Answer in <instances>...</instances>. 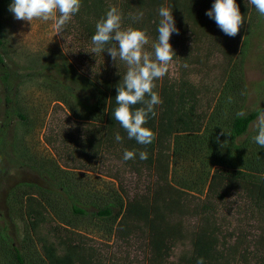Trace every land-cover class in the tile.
Masks as SVG:
<instances>
[{"label":"rangeland","instance_id":"obj_1","mask_svg":"<svg viewBox=\"0 0 264 264\" xmlns=\"http://www.w3.org/2000/svg\"><path fill=\"white\" fill-rule=\"evenodd\" d=\"M125 1L100 0L98 8L104 16L109 6H116L122 27L134 28L136 21L126 19ZM84 2L89 0H81L80 11L62 34H55L52 21L16 20L8 10L11 0H0V264H15L11 244L24 264H60L65 259L70 264H147L145 224L131 225L123 239L117 236L116 222L97 211L111 204L118 212L119 199L123 204L146 201L154 186L162 184L163 174L140 162L130 168L116 141L115 147L108 145L107 131L84 120L88 110L64 90L79 75L97 80L123 77L127 70L106 51L92 53L91 39L79 26L85 21ZM242 2L248 12L243 31L235 37L214 26L205 15L208 9L199 6L174 18L179 34L173 33L169 43L175 55L167 74L155 81L158 87L169 82L177 89L186 84L192 93L183 108L198 123L192 126L200 127L198 134L180 132L172 138L169 182L192 198L163 212L172 231L164 264L191 258L193 233L204 224L215 230L219 264H264V199L252 205L243 187L247 178H226L217 194L206 195L216 168L260 169L264 175V148L252 142L258 116L248 135L237 139L225 133L226 117L221 124L210 120L220 93H228L235 82L237 93L230 96L242 112L264 110V17L250 0ZM96 16L95 24L102 17ZM154 17L159 24L158 13ZM135 29L145 31V50L151 52L157 40L154 30L141 22ZM3 74L9 90L2 84ZM85 93L78 91L82 97ZM240 144L243 151L237 149ZM253 155L261 156L260 168L246 163ZM72 206L84 214L74 213Z\"/></svg>","mask_w":264,"mask_h":264},{"label":"trees","instance_id":"obj_2","mask_svg":"<svg viewBox=\"0 0 264 264\" xmlns=\"http://www.w3.org/2000/svg\"><path fill=\"white\" fill-rule=\"evenodd\" d=\"M213 0H126L124 2V9L126 10V19L130 22V18L133 17L137 12L143 11V18L139 21H136V27L141 25L151 26L154 30V35L158 37L157 19L154 17L158 13L160 7H167L172 10V15L174 18H180L183 11L187 7H196L199 6L202 9H210L212 6ZM236 3L239 7L241 15L246 18L248 9L247 5H244L242 0H236ZM101 5L100 0H89V2L83 3V8L85 11L81 15V18L84 22H79L86 35L90 37L95 32V22L94 19L98 18L96 15L100 14L103 16L102 11L98 8ZM136 8V11H132L133 7ZM130 11V13H129ZM91 17V18H89ZM138 22V24H137ZM214 26L215 21L212 19ZM244 26V25H243ZM239 30V34L243 31L242 28ZM134 27V28H136ZM216 31V30H214ZM2 42L0 41V47ZM2 64V59L0 57V65ZM75 75L76 74L75 72ZM77 80L74 82L75 85L66 86L68 95H71L73 98L77 99L85 108L88 110L89 114L87 119L93 123L99 124L103 127V130L107 131V140L106 143L110 146L115 147L114 143L116 141L115 137L117 134L121 136V141L117 142V145L122 152L118 156L123 160V152L125 149L134 151L136 153L135 159L126 161L130 168L136 166V162H140L146 165L148 170L159 174L162 177V184L155 185L154 188L150 191L149 198L144 201H129V202H120L119 199V209L118 212H114V207L111 204H108L104 208L97 211V215L102 218H110L112 221L116 222L117 236L123 237L128 232V229L131 225L136 222L142 221L147 229L146 233V262L147 264H164L165 257L170 248L169 242L166 241L171 237L172 231L168 226L166 221V216L163 212H172L176 209L179 204V201L182 199L185 200V197L188 196L181 188L174 187L169 182L168 170L170 164V147L172 143L173 136L181 133H200V127H193L192 125L198 124L197 122H192L191 112H185L183 108V102L187 95H190L192 92L188 87H185V83L182 82L181 86L177 89L175 85L168 83H160L161 87L154 88V91L160 96L162 103L155 106L156 115L154 117L150 116L147 123L144 125L155 133V140L149 145H140L134 139H129L127 137L126 131L121 127V125L114 119L113 110L117 106L115 102L116 95V86L119 83H122L123 77H100L97 80H91L82 75L76 76ZM233 80V79H232ZM2 84L5 86L6 90H9V80L6 74H3ZM236 82L227 90L228 93H224L223 90L220 93L221 97L218 99L216 104V111H212V116L210 118L211 122L216 121L220 123L223 118L226 117V122L223 125L225 128V133L229 135L232 139H237L248 135L250 125L253 123L255 118L259 115L258 111H252L246 113L243 116H237L236 113L240 112L241 105L236 104L234 100V95L237 91ZM79 90H85L86 96L82 97L78 94ZM226 91V92H227ZM230 94H234L233 96ZM8 101V100H7ZM11 103V102H8ZM67 106V102H63ZM137 105L135 107H140ZM20 117V115H18ZM20 119H22L20 117ZM253 134L249 137L251 138ZM252 139L246 143L247 147L251 145ZM253 142V140H252ZM242 145L237 146L238 150L243 151ZM245 149V148H244ZM146 151L148 153V158L146 160L139 159V152ZM166 155H165V154ZM163 155L167 156V161L162 164ZM250 162L245 159L246 163L250 166L255 167L257 165L260 168L261 165V156L258 157L252 156ZM231 169L223 170L216 168L213 170L209 183L207 186L206 195L210 197L213 194H217V186L221 181L234 180L232 176L247 178L243 181L244 191L250 200H252V205H257L261 203L264 199V175L257 172L255 169L247 170ZM158 172V173H157ZM252 174H251V173ZM258 173V174H257ZM192 198V196H188ZM157 202L160 204L158 205ZM179 207V206H178ZM259 208V207H255ZM72 210L77 214H84L83 211H80L75 206H72ZM260 212V210L258 211ZM201 227V226H200ZM198 228L193 233L192 246H193V255L191 258L182 260L178 264H197L199 258H203L204 264H219L218 262V251L216 244L214 242L213 232L214 228L209 229L206 227V224L201 228ZM173 230V229H172ZM2 237L5 238V232L2 233ZM12 260L15 264H24V260L20 255L19 251L11 244L10 245ZM51 264H54L53 262ZM60 264H70L68 260H63Z\"/></svg>","mask_w":264,"mask_h":264},{"label":"clouds","instance_id":"obj_3","mask_svg":"<svg viewBox=\"0 0 264 264\" xmlns=\"http://www.w3.org/2000/svg\"><path fill=\"white\" fill-rule=\"evenodd\" d=\"M258 14L264 17V0H250ZM81 0H11L9 12L16 20L26 21L31 24L34 20L42 22L52 21L55 34H62L66 25L73 16L80 11ZM160 17L157 26L158 37L152 43V51H146L149 38L145 31L132 27H122V14L116 6H109L105 15L95 24V32L91 36L92 53L107 52L115 62L117 59L124 62L127 70L122 78V83L116 86L113 110L114 119L126 131L129 139H134L140 145L151 144L155 133L144 125L150 116L156 115L155 106L162 100L154 91L155 81L162 79L168 72L169 64L175 55L170 37L173 33L179 34L175 26L172 10L160 7ZM205 15L213 19L217 27L226 35L235 37L240 28L245 24L236 0H214L211 8ZM143 13H137L132 18L139 21ZM186 66V65H185ZM141 105L140 107H135ZM237 116L245 115L237 112ZM254 143L264 148V110L260 109L254 121ZM121 141L119 134L115 137ZM136 153L125 149L123 160L135 159ZM148 153L139 152V159L146 160ZM197 264H204L203 258Z\"/></svg>","mask_w":264,"mask_h":264}]
</instances>
